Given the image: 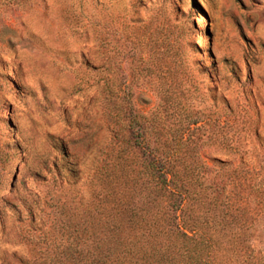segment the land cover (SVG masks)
I'll return each instance as SVG.
<instances>
[{
	"label": "rangeland",
	"instance_id": "1",
	"mask_svg": "<svg viewBox=\"0 0 264 264\" xmlns=\"http://www.w3.org/2000/svg\"><path fill=\"white\" fill-rule=\"evenodd\" d=\"M197 115L203 160L243 169L236 202L198 212L206 264H264V0H0V264H69L113 142L137 175L143 135L175 142Z\"/></svg>",
	"mask_w": 264,
	"mask_h": 264
},
{
	"label": "trees",
	"instance_id": "2",
	"mask_svg": "<svg viewBox=\"0 0 264 264\" xmlns=\"http://www.w3.org/2000/svg\"><path fill=\"white\" fill-rule=\"evenodd\" d=\"M214 72L221 81V70L215 67ZM222 100L228 110L227 137L233 138L238 117L230 99ZM221 118L215 114L210 120L214 142L225 137ZM206 122L197 115L175 142L155 133L162 140L151 143L143 135L145 160L137 175H132L127 148L113 142L112 163L104 164L108 179H103L101 206L97 216L86 217L81 226L72 225L66 247L69 264L207 263L212 243L201 226L213 219L198 212L236 202L231 196L243 188V169L241 161L230 156L216 157L218 168L203 160L196 137L187 132L200 130ZM224 148L239 150L233 142Z\"/></svg>",
	"mask_w": 264,
	"mask_h": 264
}]
</instances>
